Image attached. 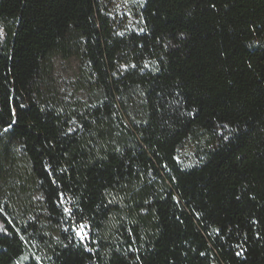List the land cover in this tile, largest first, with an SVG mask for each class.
<instances>
[{
    "label": "trees",
    "instance_id": "trees-1",
    "mask_svg": "<svg viewBox=\"0 0 264 264\" xmlns=\"http://www.w3.org/2000/svg\"><path fill=\"white\" fill-rule=\"evenodd\" d=\"M115 1L0 0V264H264V0Z\"/></svg>",
    "mask_w": 264,
    "mask_h": 264
},
{
    "label": "rangeland",
    "instance_id": "rangeland-1",
    "mask_svg": "<svg viewBox=\"0 0 264 264\" xmlns=\"http://www.w3.org/2000/svg\"><path fill=\"white\" fill-rule=\"evenodd\" d=\"M138 2L139 0H116L113 4L114 11L124 22L133 25L135 22L133 14L135 12V5ZM74 70V62L55 61V77L61 84H66L73 79ZM183 154L184 156L187 155L185 152Z\"/></svg>",
    "mask_w": 264,
    "mask_h": 264
},
{
    "label": "snow or ice",
    "instance_id": "snow-or-ice-1",
    "mask_svg": "<svg viewBox=\"0 0 264 264\" xmlns=\"http://www.w3.org/2000/svg\"><path fill=\"white\" fill-rule=\"evenodd\" d=\"M82 234V232H77V235L79 236V235H81Z\"/></svg>",
    "mask_w": 264,
    "mask_h": 264
}]
</instances>
